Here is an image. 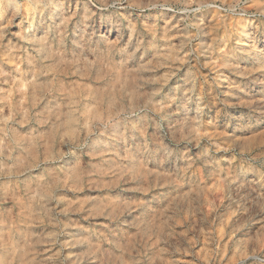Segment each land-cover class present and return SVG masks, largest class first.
<instances>
[{
  "label": "rangeland",
  "instance_id": "1",
  "mask_svg": "<svg viewBox=\"0 0 264 264\" xmlns=\"http://www.w3.org/2000/svg\"><path fill=\"white\" fill-rule=\"evenodd\" d=\"M53 1L0 0V264H264V0Z\"/></svg>",
  "mask_w": 264,
  "mask_h": 264
},
{
  "label": "bare ground",
  "instance_id": "2",
  "mask_svg": "<svg viewBox=\"0 0 264 264\" xmlns=\"http://www.w3.org/2000/svg\"><path fill=\"white\" fill-rule=\"evenodd\" d=\"M51 1V0H50ZM53 1V0H52ZM17 4V3H16ZM64 9V4L62 3V1L60 0H54L52 3H51V8L49 9V14L52 15V17L54 18H58L59 15H57V11H62ZM34 13V11H33ZM56 14V15H55ZM31 16V15H30ZM34 15H32L31 17H33ZM60 17V16H59ZM29 19V18H28ZM33 19V18H32ZM62 19V18H61ZM86 18H85V23H86ZM29 26H33V22L32 20L30 19L29 22H28ZM166 33V32H165ZM33 36V35H32ZM32 36H29L30 38H32ZM168 37V36H167ZM171 38V37H170ZM165 39V38H164ZM158 42V41H157ZM170 43V42H169ZM78 47V46H77ZM172 49V48H171ZM140 51V50H139ZM147 58V56L145 57V59ZM146 61V60H145ZM186 76V75H185ZM186 81V80H184ZM191 87V86H190ZM186 88V87H185ZM184 92V91H183ZM146 103V102H145ZM8 106V105H7ZM57 113V112H56ZM62 122V121H61ZM25 250V249H24ZM23 251V250H22ZM21 251V252H22ZM24 254V253H23ZM21 254V255H23ZM20 255V254H19ZM24 256V255H23ZM23 258V257H22ZM21 258V259H22ZM24 259V258H23ZM24 261V260H23ZM22 261V262H23ZM3 262V261H2Z\"/></svg>",
  "mask_w": 264,
  "mask_h": 264
}]
</instances>
